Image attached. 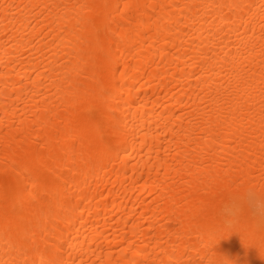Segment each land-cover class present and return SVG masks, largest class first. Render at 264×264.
<instances>
[{
    "label": "bare ground",
    "instance_id": "1",
    "mask_svg": "<svg viewBox=\"0 0 264 264\" xmlns=\"http://www.w3.org/2000/svg\"><path fill=\"white\" fill-rule=\"evenodd\" d=\"M0 264H264V0H0Z\"/></svg>",
    "mask_w": 264,
    "mask_h": 264
}]
</instances>
